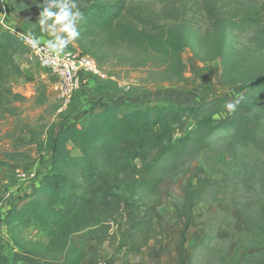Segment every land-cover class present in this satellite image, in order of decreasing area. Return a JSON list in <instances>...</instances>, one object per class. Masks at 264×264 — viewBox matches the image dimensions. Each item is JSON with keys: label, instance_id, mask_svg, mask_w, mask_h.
<instances>
[{"label": "trees", "instance_id": "16d2710c", "mask_svg": "<svg viewBox=\"0 0 264 264\" xmlns=\"http://www.w3.org/2000/svg\"><path fill=\"white\" fill-rule=\"evenodd\" d=\"M76 2L83 12L77 25L80 36L71 42L74 49L67 51L76 50L93 60L107 77L99 79V89L114 93L119 89L105 72L108 66L138 70L148 64L161 65L170 80L180 83L186 70L183 50L201 42L208 48L207 60L226 56L224 34L199 40L191 32L164 28L162 22L194 14L215 27L227 24L238 31L264 26V0H162L157 14L137 17L135 22L128 17L132 15L126 0ZM9 6L15 15L31 14L32 18L23 20L28 25L38 23L43 6L49 5L9 0ZM51 10L57 11L55 4ZM50 25L53 20L45 19V26ZM16 31L8 25L0 27V115H11L14 104L25 100L13 92L10 83L12 77L23 76L18 58L29 54ZM45 95L42 88L38 104L46 100ZM239 95L243 99L236 110L217 123L225 98L194 106L163 103L143 108L115 103L89 114L80 125L64 129L50 125L44 138L23 130L22 136L14 138L7 160H16L18 147L33 146L36 154H49V167L31 193L4 215L7 240L0 237V264H38L42 258L52 264H82L79 247L73 242L77 235L81 239L99 237L109 245L122 239L121 264H130L131 255L150 245L161 246L163 228L149 200L159 194L161 164L181 159L192 149L208 150L217 134L222 136L229 158L235 160L238 151L250 150L264 159V76L241 88ZM73 102L74 98L63 119L76 110ZM222 184L223 179L215 182L209 173L195 167L182 186L181 200L173 211L182 227L186 264H264V196H254L250 207L235 197L227 204L226 196H221L217 203L236 208L244 228H229L228 237L220 239L218 228L229 216L218 219L205 214L202 235L185 246L184 234L195 218L194 210L211 189ZM30 227L42 232L46 241L26 239L23 232Z\"/></svg>", "mask_w": 264, "mask_h": 264}, {"label": "rangeland", "instance_id": "374dc122", "mask_svg": "<svg viewBox=\"0 0 264 264\" xmlns=\"http://www.w3.org/2000/svg\"><path fill=\"white\" fill-rule=\"evenodd\" d=\"M37 1L46 5L50 3V0ZM126 2L132 15L128 17L132 22L140 16L157 14L162 8V0ZM2 17L8 26L21 33L32 31L35 36H50L49 32H41L36 22L31 21L25 25L24 18H32L31 14H13L9 0H0V19ZM161 26L177 29L181 33L191 32L192 35L198 36L199 40L218 39L224 34L228 45L226 56L223 59L207 60L210 56L207 53L208 48L201 42L194 44L191 49L183 50L181 57L186 70L180 83L170 80L161 65L154 67L148 64L138 70L108 66L105 72L111 74V80L117 82V93L99 89V79L105 80L106 75H84L81 88L74 96L73 104L75 103L76 110L67 119H63L64 112H57L58 102L48 72L35 63L28 64L20 60L24 76L20 79L14 78L10 82L12 90L20 93L25 100L14 104L15 109L11 115H0V237L3 240H7L2 223L4 213L11 206L21 203L31 193L49 167V154L43 152L38 155L33 146L18 147L16 160H7L6 156L13 150L14 138L22 136L23 130L33 131L38 137L44 138V132L50 125H56L59 129L80 125L89 114L115 103L143 108L163 103L194 106L216 98H225L227 103L240 96L241 88L264 76V26L238 31L227 24L215 27L194 14H189L180 21L162 22ZM55 27L58 32L59 27ZM58 34L61 35L59 32ZM68 47V50L74 49L72 45ZM42 88H45L46 100L38 104L37 98ZM228 114L224 106L215 122L221 121ZM211 143V147L206 151L192 149L183 158L168 160L160 165L158 175L162 185L159 194L149 197V200L153 203L155 218L163 228V243L159 247L150 245L142 253L131 255L128 258L130 264H186L187 256L184 255L181 245L182 227L175 216L173 206L180 202L182 186L189 176V171L195 167L209 173L215 182L223 179V184L211 189L205 200L194 210L195 218L184 234L185 246L202 235L205 214H213L218 219L229 216L227 223L218 228L217 236L220 239L228 237L229 228L234 231L244 228L238 210L223 207L217 200L226 196L228 202L231 197H235L237 202L253 206L254 196H264V159L250 150L238 151L235 160L229 158L219 134L211 138ZM18 172L25 173L26 178L20 181L16 176ZM23 234L28 240L46 241L45 235L33 227L25 230ZM73 242L79 247L82 264H121L122 239L115 245H109L99 237L81 239V236L77 235L73 237ZM231 252L232 248L229 253ZM38 264L52 263L42 258Z\"/></svg>", "mask_w": 264, "mask_h": 264}, {"label": "built area", "instance_id": "2783aa9c", "mask_svg": "<svg viewBox=\"0 0 264 264\" xmlns=\"http://www.w3.org/2000/svg\"><path fill=\"white\" fill-rule=\"evenodd\" d=\"M0 27H7L4 17L0 19ZM15 34L28 49V56L32 58L33 62L46 70L51 77V87L58 102V113L65 112L70 106L75 94L81 88L84 75L102 77L94 61L76 50L64 51L57 57L44 48V42L41 41L40 47L34 49L24 42L23 37L27 33L16 31ZM16 176L20 181L26 178V174L22 172H18Z\"/></svg>", "mask_w": 264, "mask_h": 264}, {"label": "clouds", "instance_id": "9594fccd", "mask_svg": "<svg viewBox=\"0 0 264 264\" xmlns=\"http://www.w3.org/2000/svg\"><path fill=\"white\" fill-rule=\"evenodd\" d=\"M53 4H55L57 11L51 10ZM39 17L40 31L49 32L52 37L44 42V48L54 56H60L69 43L76 41L80 36L77 25L83 19V12L78 8L76 0H64L62 3H58L57 0H50L49 6H43ZM45 19H52L53 25L45 28ZM55 26H59L58 32L63 33V36L58 34ZM23 39L26 44L34 49L41 45V39L35 36L32 31L27 32ZM242 99L243 96H240L231 102H227L225 104L226 110L229 113L234 112Z\"/></svg>", "mask_w": 264, "mask_h": 264}, {"label": "crops", "instance_id": "0c3cea01", "mask_svg": "<svg viewBox=\"0 0 264 264\" xmlns=\"http://www.w3.org/2000/svg\"><path fill=\"white\" fill-rule=\"evenodd\" d=\"M22 31H25L24 29H22ZM34 34V33H33ZM36 36H38L42 41H47L48 39H51L52 37L51 36H49V35H46V36H42V35H38V34H36ZM69 45H72L73 46V44L72 43H70ZM69 49V47L67 46V48L64 50V51H67ZM20 60H21V62H25V63H28V64H32V63H34L33 62V60H32V58L30 57V56H24V57H20V58H18V63L20 62ZM20 64V63H19ZM20 67H21V65H20ZM21 69H22V71H23V76H24V70H23V68L21 67ZM22 76V77H23ZM21 77V78H22ZM20 79V78H16V77H12L11 78V80L12 79ZM10 80V81H11ZM11 83V82H10ZM14 92V91H13ZM110 92V91H109ZM14 93H16V92H14ZM17 94H19V95H21L20 93H17ZM22 96V95H21ZM23 97V96H22ZM6 214V212L4 213V215Z\"/></svg>", "mask_w": 264, "mask_h": 264}]
</instances>
